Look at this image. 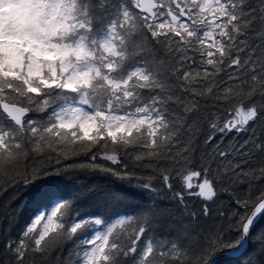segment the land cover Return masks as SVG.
Wrapping results in <instances>:
<instances>
[{
	"label": "snow or ice",
	"instance_id": "snow-or-ice-1",
	"mask_svg": "<svg viewBox=\"0 0 264 264\" xmlns=\"http://www.w3.org/2000/svg\"><path fill=\"white\" fill-rule=\"evenodd\" d=\"M105 134L126 151L146 149L133 158L155 173L139 182L126 170L91 165L137 179L148 202L131 213L80 212L89 199L119 207L129 195L123 190L57 184L69 168L85 167H60L65 148ZM201 136V171H191ZM30 157L42 163L29 165ZM101 158L119 163L117 155ZM201 175L193 192L191 179ZM16 176L52 187L49 207L4 242L8 264H49L57 250V264H218L250 244L264 254V0H0V180H9L0 197ZM218 183L231 199L214 215ZM237 183L246 188L237 191ZM164 189L181 206L170 238L150 229L168 211L155 203ZM185 191L202 199L199 211Z\"/></svg>",
	"mask_w": 264,
	"mask_h": 264
},
{
	"label": "trees",
	"instance_id": "trees-1",
	"mask_svg": "<svg viewBox=\"0 0 264 264\" xmlns=\"http://www.w3.org/2000/svg\"><path fill=\"white\" fill-rule=\"evenodd\" d=\"M163 54V53H162ZM227 76V70L221 72L216 77V82L219 83L224 80ZM190 87L197 88L199 90H204L205 84H193ZM201 101L204 106H211L213 101L207 96H197L195 97ZM45 115L44 113L33 112L30 114L33 118H39ZM227 115V113H225ZM95 135L93 131L91 133ZM235 134L226 135L223 144H230L233 142V136ZM106 137V134H105ZM204 136L200 137L199 146L196 150V162L190 166L191 171H201L200 167V146L203 145ZM219 141V136L217 137ZM242 142V141H241ZM89 149L91 151H89ZM147 151L146 149H128L125 150V146L122 142L113 144L111 138H105V140L99 141L93 144L90 140L85 139L83 141H77L75 144H69L65 148V153L68 155V159H64V154H61L60 167L67 165H85V167H72L69 168L67 172L64 173L63 179L57 181L60 188L65 187H77L79 186L81 190L87 189L89 187H94L98 192H110L114 189H120L127 192L129 195L127 199L117 207L115 204H108L107 202H101L100 204H95L92 199L86 200L80 206L81 213H102L105 216L111 215L114 212H128L131 213L135 207L144 205L148 202V193H143L138 187L139 182H146L149 177L155 175L153 168L148 166V161H136L133 157L137 151ZM95 154L96 160L92 161V155ZM103 155H117L119 157V163L114 164L111 161L102 159ZM55 156V154H54ZM261 160V154H257L255 160L253 161L254 167H259V161ZM32 163L40 164L42 163L39 157L36 160L29 158V165ZM95 163L96 165L112 168L118 172L128 171L134 173L136 177H140V181L133 178L131 183L127 180H119L112 176L110 172L101 171L99 167L93 168L91 165ZM164 163V162H162ZM176 171H179L178 169ZM176 171L173 172V187L175 191H181V182L176 177ZM15 179L19 180V183L15 187H8V191L0 197V260L4 264H8L10 257L3 250V244L10 237L12 239H18L20 234L24 231L25 226L28 225L33 217L42 209L49 207L50 196L48 194L49 188L52 187L49 183H39L35 186L25 185L23 180L16 176ZM203 175L197 177V180H203ZM65 181H71L70 185H66ZM0 183L8 186L9 180H0ZM156 187H161L159 180L153 181ZM227 187L226 184L218 183L216 185V191L218 196L215 198V203L210 204L213 209V214L215 215L217 209L224 208L227 210L226 206L229 204L231 199L228 192L225 191ZM237 191H243L246 185L237 183L235 185ZM195 192L194 188L192 190ZM161 195L164 199L157 200L155 203L162 209H167L162 216H160L158 222L150 225V229L154 230L157 235L164 237H172L176 235L175 228H171V225H176L179 220L176 217L179 216L181 212V206L177 200H173L172 192L164 189ZM14 197V198H13ZM185 203L190 209L194 211H199L203 205L202 199L196 197L195 195H189L185 191L184 196ZM138 230V226H137ZM119 231V229H117ZM150 234V233H149ZM124 243H130V239L127 237L123 238ZM71 247L69 244L65 247L63 257H66L68 250ZM258 245L250 244L246 250H243L239 255L231 257H221L219 258L218 264H247L248 259L253 260V264H264V254L257 253ZM57 254L58 250L53 252L49 260V264H57ZM28 264V262H26ZM131 264V262H129Z\"/></svg>",
	"mask_w": 264,
	"mask_h": 264
},
{
	"label": "rangeland",
	"instance_id": "rangeland-1",
	"mask_svg": "<svg viewBox=\"0 0 264 264\" xmlns=\"http://www.w3.org/2000/svg\"><path fill=\"white\" fill-rule=\"evenodd\" d=\"M198 182H202V180L200 181V180H197V177H192V179H191V183L194 185V190H195V191H198V189L195 188V185H196Z\"/></svg>",
	"mask_w": 264,
	"mask_h": 264
},
{
	"label": "water",
	"instance_id": "water-1",
	"mask_svg": "<svg viewBox=\"0 0 264 264\" xmlns=\"http://www.w3.org/2000/svg\"><path fill=\"white\" fill-rule=\"evenodd\" d=\"M242 251H243V250H242ZM242 251H241V252H242ZM235 256H236V255H235ZM222 257H224V256H222ZM220 258H221V257H220Z\"/></svg>",
	"mask_w": 264,
	"mask_h": 264
}]
</instances>
